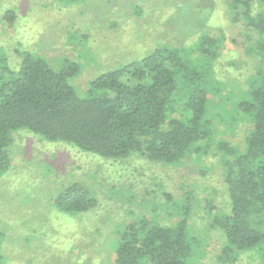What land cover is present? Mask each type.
Returning a JSON list of instances; mask_svg holds the SVG:
<instances>
[{
    "label": "rangeland",
    "instance_id": "obj_1",
    "mask_svg": "<svg viewBox=\"0 0 264 264\" xmlns=\"http://www.w3.org/2000/svg\"><path fill=\"white\" fill-rule=\"evenodd\" d=\"M261 7L254 4L253 14ZM230 15V0H2L0 47L10 68L18 69L19 54L38 55L53 70L72 62L78 73L70 83L81 96L100 75L160 46L194 47L202 29L219 30L224 49L214 64L217 89L208 96L213 141L178 163L139 153L104 160L26 130L12 135L11 167L0 175V264H112L127 225L160 219L173 226L186 206L188 264H260L253 251L228 259L225 237L211 225L230 209L221 168L227 155L216 144L244 150L251 123L238 106L248 101L259 68L261 36ZM71 183L88 190L96 206L77 215L58 212L53 199Z\"/></svg>",
    "mask_w": 264,
    "mask_h": 264
},
{
    "label": "trees",
    "instance_id": "obj_2",
    "mask_svg": "<svg viewBox=\"0 0 264 264\" xmlns=\"http://www.w3.org/2000/svg\"><path fill=\"white\" fill-rule=\"evenodd\" d=\"M254 4L263 8L257 14ZM230 11L233 23L261 36L255 46L259 68L248 101L238 106L251 123L244 150L216 144L227 155L221 168L230 209L211 225L221 229L228 259L253 251L264 264V0H230ZM12 17L10 12L4 15L8 21ZM223 49L219 30L202 29L194 47L160 46L100 75L81 96L70 83L78 73L76 64L65 62L53 70L38 55L19 54L15 70L0 47V175L11 167L12 135L21 130L110 161L139 153L172 165L191 153L200 154L213 141L208 96L217 89L214 64ZM53 205L62 214L77 215L95 207L96 200L82 185L71 183L60 189ZM188 211L190 206L173 226L160 219L127 225L112 264L191 263Z\"/></svg>",
    "mask_w": 264,
    "mask_h": 264
}]
</instances>
